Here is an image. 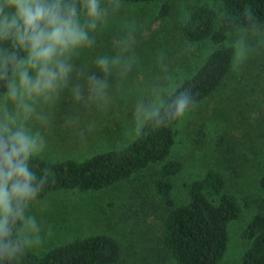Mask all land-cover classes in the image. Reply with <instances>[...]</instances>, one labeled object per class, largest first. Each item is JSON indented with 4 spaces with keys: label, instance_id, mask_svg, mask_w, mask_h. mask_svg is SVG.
I'll return each instance as SVG.
<instances>
[{
    "label": "rangeland",
    "instance_id": "1",
    "mask_svg": "<svg viewBox=\"0 0 264 264\" xmlns=\"http://www.w3.org/2000/svg\"><path fill=\"white\" fill-rule=\"evenodd\" d=\"M218 1L168 0L167 16L158 17L157 2L99 0L101 16L94 29L88 27L85 9L76 17L91 43L59 57L55 70L63 64L65 74L51 89L22 94L20 71L26 69L32 81L39 71L27 64L26 55L11 82L17 99L9 98V88L0 100V130L7 126L23 131L35 142L32 155L50 164L80 163L125 148L144 121L215 50L209 41L186 42L181 27L194 10L217 7ZM252 32L225 40L235 41L237 49L228 78L177 120L165 159L181 164L171 178L176 204L184 201L187 185L208 171L222 174L224 191L239 204L238 218L227 225L226 252L219 264H241L244 227L259 206L264 211L255 187L264 171V30ZM219 139L223 141L217 144ZM227 147L236 161L233 172L221 159ZM244 154L250 156L245 169ZM155 165L99 191L59 190L27 202L18 240L40 256L75 240L107 235L118 244L121 264H171L161 249L162 200L146 189L159 169Z\"/></svg>",
    "mask_w": 264,
    "mask_h": 264
},
{
    "label": "trees",
    "instance_id": "2",
    "mask_svg": "<svg viewBox=\"0 0 264 264\" xmlns=\"http://www.w3.org/2000/svg\"><path fill=\"white\" fill-rule=\"evenodd\" d=\"M112 1L130 4L157 2L161 9L158 17H166L170 9L168 0ZM46 2L50 3L53 0ZM85 3L86 0H60L61 8L74 4L77 16L84 10ZM257 30H264V0H219L217 7L194 10L181 27L183 39L196 44L209 41L216 46L198 72L184 80L165 99L161 108L144 121L135 139L119 151L95 155L80 163L68 160L50 164L31 155L26 163L34 176L31 186L38 191L35 197L27 202L41 200L49 193L59 190L99 191L156 164L155 166L159 165V169L154 175L155 178L146 184V189L151 190L162 200L161 249L166 258L171 264H219L226 252L227 225L238 218L239 204L231 192L224 191V178L215 171H208L202 178L187 185L184 201L176 204L173 196L171 197V178L180 172L181 164L175 160L165 159L174 144L175 124L178 120L174 118L177 99H183L187 95L190 109L213 95L228 78L235 54V41L229 44L227 41L233 35L247 36ZM26 55L27 50L14 46L11 38H0V100L10 88L14 64L21 63ZM244 60L249 62L250 58ZM222 141L219 139L217 144ZM234 144L232 140L231 145ZM221 153L223 164L232 171L235 164V160H232V151L227 147ZM249 157L244 154V169L249 165ZM238 163V167H242L243 158H240ZM222 170L226 171L224 168ZM255 187L260 196V204H264V171ZM27 202L20 206L22 218ZM13 206H16L15 202ZM259 210L247 222L241 234L245 242L241 264H264V211L261 206ZM22 218L10 217L8 220L6 226L10 230V235L0 240V249L5 244H10L11 248L8 252L0 251V264L124 262L119 263L118 244L107 235L75 240L36 256L27 251L16 236L22 227Z\"/></svg>",
    "mask_w": 264,
    "mask_h": 264
},
{
    "label": "clouds",
    "instance_id": "3",
    "mask_svg": "<svg viewBox=\"0 0 264 264\" xmlns=\"http://www.w3.org/2000/svg\"><path fill=\"white\" fill-rule=\"evenodd\" d=\"M89 17L88 27L94 29L101 16L99 0H86L84 4ZM75 5L61 8L60 0H2L0 2V38H11L14 46L27 50V64L39 68L35 81L27 70L20 71L19 89L22 94L39 95L53 87L58 76H63L64 66L59 57L72 49L91 43L88 33L80 26ZM11 62V61H9ZM21 64H14L13 74L20 70ZM106 65V61H101ZM8 93L12 100L17 99L16 87L10 85ZM188 109L187 95L175 102L174 118L184 116ZM36 150L35 142L23 131L13 132L5 126L0 130V240L10 235L6 226L10 217L22 218V204L35 197L38 189H33V173L26 161ZM15 202V207L13 206ZM10 244L0 251L8 252Z\"/></svg>",
    "mask_w": 264,
    "mask_h": 264
}]
</instances>
